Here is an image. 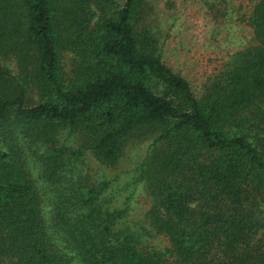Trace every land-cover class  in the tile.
Here are the masks:
<instances>
[{"label": "trees", "instance_id": "16d2710c", "mask_svg": "<svg viewBox=\"0 0 264 264\" xmlns=\"http://www.w3.org/2000/svg\"><path fill=\"white\" fill-rule=\"evenodd\" d=\"M148 12L0 0V264H264V0L250 44L197 89ZM132 142L124 187L148 200L134 224L90 170Z\"/></svg>", "mask_w": 264, "mask_h": 264}, {"label": "rangeland", "instance_id": "374dc122", "mask_svg": "<svg viewBox=\"0 0 264 264\" xmlns=\"http://www.w3.org/2000/svg\"><path fill=\"white\" fill-rule=\"evenodd\" d=\"M148 6L151 29L160 36L165 63L180 73L194 89L205 80L207 73L218 71L227 56L250 44L246 15L254 0H144ZM15 69L14 64H8ZM144 147L129 143L114 168L103 169L90 163L92 175L111 180L118 205L129 196L130 220L139 221L147 207L142 189L135 192L128 173L142 160ZM128 172V173H127ZM118 178V179H116ZM151 244L161 247L163 238L154 237Z\"/></svg>", "mask_w": 264, "mask_h": 264}]
</instances>
